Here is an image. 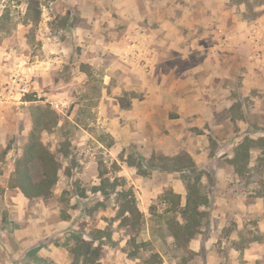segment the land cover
I'll use <instances>...</instances> for the list:
<instances>
[{
	"label": "rangeland",
	"instance_id": "1",
	"mask_svg": "<svg viewBox=\"0 0 264 264\" xmlns=\"http://www.w3.org/2000/svg\"><path fill=\"white\" fill-rule=\"evenodd\" d=\"M0 17V92L13 95L0 102V264H32L41 249L46 264H68L73 236L88 241L96 229L113 241L100 264H264L262 95L199 106L243 86L234 70L223 84L207 76L235 42L248 45L263 84L249 57L264 50V38H250L264 0H0ZM47 106L60 120L41 142L52 152L68 142L71 163L61 162L52 196L19 216L3 198L15 195V161ZM246 139L250 161L236 172L231 157ZM101 175L115 192H92ZM122 180L141 213L136 230L115 220ZM194 185L206 206L187 241L181 209Z\"/></svg>",
	"mask_w": 264,
	"mask_h": 264
},
{
	"label": "trees",
	"instance_id": "2",
	"mask_svg": "<svg viewBox=\"0 0 264 264\" xmlns=\"http://www.w3.org/2000/svg\"><path fill=\"white\" fill-rule=\"evenodd\" d=\"M1 21V17H0ZM1 29V27H0ZM36 114L32 120V129L28 135L26 145L22 153L15 161L14 171L12 173L9 186L18 190L28 200H48L58 182L59 174L62 168V161L70 164L69 159L71 151L69 143H60L58 152H52L47 146L43 145L40 135L43 132L50 131L56 127L60 116L49 107H37ZM251 140L246 139L237 146L231 164L236 167L239 162L244 166L250 161L248 145ZM264 143V140H263ZM6 153V152H4ZM242 158V159H241ZM38 171V176L34 177V169ZM236 167V172H237ZM100 184L92 188L93 193L107 196L116 191L115 183L110 182L104 175L100 177ZM115 190V191H114ZM171 194V195H170ZM170 202L175 207L180 204V196L170 192ZM122 201L119 203V209L116 212L115 220L121 228L136 230L140 225L141 213L137 207L135 197L124 180H122ZM206 206V201L199 197L195 185L189 190L186 196L185 206L181 209L184 225L179 226L186 235V240L192 239L196 232V227L200 224V216L204 214L201 208ZM177 240V235H173ZM111 233L107 229H96L94 233L89 234V240L80 236H73L67 253L69 257L68 264H100L102 261V249L105 245L112 244Z\"/></svg>",
	"mask_w": 264,
	"mask_h": 264
},
{
	"label": "crops",
	"instance_id": "3",
	"mask_svg": "<svg viewBox=\"0 0 264 264\" xmlns=\"http://www.w3.org/2000/svg\"><path fill=\"white\" fill-rule=\"evenodd\" d=\"M250 38H251V34H250ZM244 44L239 43V42H235L234 45L239 46V47L232 49L230 55H224L225 58L223 60V62H224L223 68H221L219 70L215 69L212 72V74L207 73V76L212 77V75H213L215 78H217V80H219L218 83L222 82V84H223V81L227 77V74H229V76L231 77V72H232L231 70H234L237 73L232 72V74H234V75L239 74V76L244 77V79L242 81L243 86L241 87V89L237 88L236 90H234L235 91L234 98L231 97V99H229V98L225 97L227 90L224 88H221L222 89L221 92L216 93V96L214 97L216 101H213L211 99V101L208 103V99H206L204 97L202 100L199 101V106H200V104H201V107H203V108H206L209 105H216L217 107L232 106L233 104L239 102V100L241 102H244L245 99H247V98H249L252 102H256L257 100H259V97L256 95L258 93H261V95H262L261 99H262V101H264V80H263V84L260 85L261 84L260 80L253 78L255 76H259L260 71L258 69H256L253 65L249 64L246 60V56L245 57L243 56L244 53L242 51V48H243ZM244 46L247 47L248 45L246 44ZM255 46H257V44H255ZM228 58H229V60H231V62H232L231 64H229ZM249 58H253L254 60H256L257 63L261 64V72H262V75L264 78V50H263L262 54L255 53ZM233 61H234V63H233ZM244 62L247 64L246 66H244ZM227 65H230V66L227 67ZM230 67H232V68L230 69ZM255 69L257 71H255ZM201 71H202L201 68L193 69V70L189 69V70H186V72H184L183 75L189 76L192 73L195 74V73L201 72ZM249 80H250V83L248 82ZM252 102L249 103L248 105H249V107L253 108L255 106H254V103H252ZM242 105L244 106V104H242ZM239 144H237V146ZM8 187H10V186H8ZM15 191L16 192H15L14 196H12V197L5 196L3 198V200H4V205L6 207H9L10 211H7V212H16L20 216L23 213L25 214V211L27 210V206H28L27 204L30 202V200L26 199L18 190H15ZM40 202H42V201H40ZM16 234H17V236H20V238H24L25 236H28L26 229H24V228L17 231ZM45 252H46V250H44V249L39 250L38 251V256H39L38 260L32 261V264H46L45 260H44L45 258H47V256L44 255ZM46 254L48 255L50 253L46 252ZM41 258H43V259H41Z\"/></svg>",
	"mask_w": 264,
	"mask_h": 264
},
{
	"label": "built area",
	"instance_id": "4",
	"mask_svg": "<svg viewBox=\"0 0 264 264\" xmlns=\"http://www.w3.org/2000/svg\"><path fill=\"white\" fill-rule=\"evenodd\" d=\"M253 37V38H252ZM251 38L252 39H259V38H264V23H259L257 26H255L251 32ZM28 85L25 83V87L21 90V92L18 94L19 95V100L21 101V99L25 96V94L28 92L27 90ZM4 92H0V102L3 101V99L5 97H9L13 98V95L11 93V91L8 92V94H6Z\"/></svg>",
	"mask_w": 264,
	"mask_h": 264
}]
</instances>
